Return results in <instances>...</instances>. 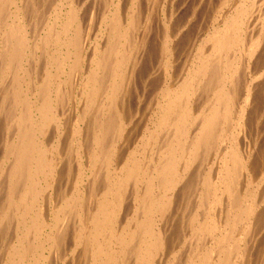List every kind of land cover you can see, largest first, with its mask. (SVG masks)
Returning a JSON list of instances; mask_svg holds the SVG:
<instances>
[{
    "label": "bare ground",
    "instance_id": "1",
    "mask_svg": "<svg viewBox=\"0 0 264 264\" xmlns=\"http://www.w3.org/2000/svg\"><path fill=\"white\" fill-rule=\"evenodd\" d=\"M88 1L0 0V264H264V0Z\"/></svg>",
    "mask_w": 264,
    "mask_h": 264
},
{
    "label": "rangeland",
    "instance_id": "2",
    "mask_svg": "<svg viewBox=\"0 0 264 264\" xmlns=\"http://www.w3.org/2000/svg\"><path fill=\"white\" fill-rule=\"evenodd\" d=\"M87 1H88V0H87ZM89 1H90V0H89ZM89 1L87 2V6H90L91 1H90V2H89ZM45 15H46V14H45ZM44 17H45V16H44Z\"/></svg>",
    "mask_w": 264,
    "mask_h": 264
}]
</instances>
